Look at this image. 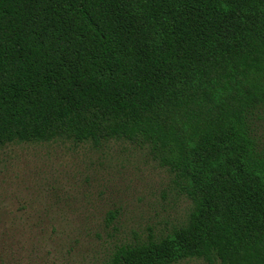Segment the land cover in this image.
Returning a JSON list of instances; mask_svg holds the SVG:
<instances>
[{
    "label": "trees",
    "instance_id": "obj_1",
    "mask_svg": "<svg viewBox=\"0 0 264 264\" xmlns=\"http://www.w3.org/2000/svg\"><path fill=\"white\" fill-rule=\"evenodd\" d=\"M264 0H0V150L125 141L191 204L103 264H264Z\"/></svg>",
    "mask_w": 264,
    "mask_h": 264
},
{
    "label": "rangeland",
    "instance_id": "obj_2",
    "mask_svg": "<svg viewBox=\"0 0 264 264\" xmlns=\"http://www.w3.org/2000/svg\"><path fill=\"white\" fill-rule=\"evenodd\" d=\"M255 126L264 143V119ZM190 210L169 172L125 141L0 150V264H103L124 245L166 236Z\"/></svg>",
    "mask_w": 264,
    "mask_h": 264
}]
</instances>
